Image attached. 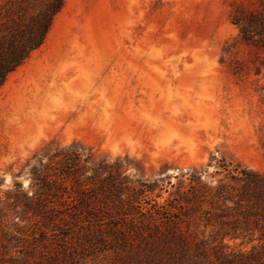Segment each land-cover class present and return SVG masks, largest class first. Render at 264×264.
<instances>
[{
	"label": "rangeland",
	"instance_id": "374dc122",
	"mask_svg": "<svg viewBox=\"0 0 264 264\" xmlns=\"http://www.w3.org/2000/svg\"><path fill=\"white\" fill-rule=\"evenodd\" d=\"M257 2L67 0L0 90V254L4 233L31 240L38 222L7 195L30 189L35 157L75 143L122 160L133 180L211 174L212 156L264 175V71L235 74L249 58L242 45L224 54L239 36L232 14Z\"/></svg>",
	"mask_w": 264,
	"mask_h": 264
},
{
	"label": "trees",
	"instance_id": "16d2710c",
	"mask_svg": "<svg viewBox=\"0 0 264 264\" xmlns=\"http://www.w3.org/2000/svg\"><path fill=\"white\" fill-rule=\"evenodd\" d=\"M66 2L0 0V90L45 44ZM232 22L239 36L224 54L244 46L249 58L235 74L261 77L264 0ZM126 165L78 143L35 157L30 189L16 184L7 196L23 218H37L36 230L31 240L20 229L4 233L0 255L9 258L0 264H264L263 174L212 156L213 173L193 169L165 183L133 180Z\"/></svg>",
	"mask_w": 264,
	"mask_h": 264
}]
</instances>
